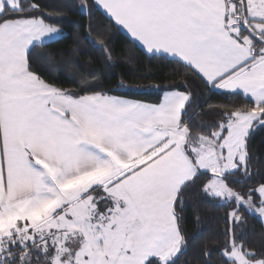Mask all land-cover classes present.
<instances>
[{
    "label": "snow or ice",
    "instance_id": "1",
    "mask_svg": "<svg viewBox=\"0 0 264 264\" xmlns=\"http://www.w3.org/2000/svg\"><path fill=\"white\" fill-rule=\"evenodd\" d=\"M74 8L77 70L61 79L64 52L45 49L68 37L64 11L0 0V264H180L201 205L221 212L194 264H264V157L251 146L264 0ZM120 63L143 64L135 79L148 82L114 83ZM204 93L229 102L204 107Z\"/></svg>",
    "mask_w": 264,
    "mask_h": 264
},
{
    "label": "trees",
    "instance_id": "2",
    "mask_svg": "<svg viewBox=\"0 0 264 264\" xmlns=\"http://www.w3.org/2000/svg\"><path fill=\"white\" fill-rule=\"evenodd\" d=\"M78 2V0H45V3L50 6L52 10H63L65 13V23L70 24V27L67 29L68 31V37L65 41L58 45H53L49 49H45V51L49 52H64V55L57 56L56 59L58 61H62V65L60 68V74L61 79H64L65 76H71L72 72L74 70H77L73 67L69 60V56L66 49L70 48L71 45L74 42V38L76 35V29L77 24L75 23L80 17L79 13L75 10L74 5ZM82 35V33H81ZM124 44V41L122 38H117L116 40V46L117 48H121ZM86 46V45H85ZM131 46L129 45V48ZM98 55V53L90 52L88 55H82L79 57L81 61H85L88 59L89 56ZM127 58V55L124 53H121V59L124 60ZM145 60V63L147 62L145 58H141ZM91 68H98L100 65L98 64H92L90 65ZM155 68L156 66L153 65ZM79 71H82V69H79ZM146 71L143 64L140 66H136L135 64H125L120 63L117 64L114 68L109 70V75L112 79V81L115 83L118 80L121 79V77L124 78L125 83H147L148 81H142L139 79H135V77H139ZM167 71V69H165ZM229 102L228 99L224 96L220 95H209L208 93H204L202 97V106L207 107L208 105H214V104H220V103H227ZM251 146L259 157H264V131L257 132L251 141ZM201 211L204 213L202 215V226L200 228H197L193 222H192V215L195 211V208L190 206L188 209V232H189V238L192 242V246L189 248L188 253H186L185 256H182L180 258V264H184L185 261H190L192 264H194L195 260L197 258H200L199 256V249L198 245L200 241L207 236L211 230H213L216 226V217L221 212L220 209H217L213 206H208V209L205 211L204 207L201 205ZM261 229V225L255 220L250 219L248 223V231L249 234L255 232L259 233Z\"/></svg>",
    "mask_w": 264,
    "mask_h": 264
}]
</instances>
